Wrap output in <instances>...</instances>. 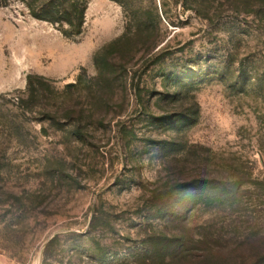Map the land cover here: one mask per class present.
Returning a JSON list of instances; mask_svg holds the SVG:
<instances>
[{"label": "rangeland", "instance_id": "374dc122", "mask_svg": "<svg viewBox=\"0 0 264 264\" xmlns=\"http://www.w3.org/2000/svg\"><path fill=\"white\" fill-rule=\"evenodd\" d=\"M87 1L69 39L0 0V264H236L264 239V0Z\"/></svg>", "mask_w": 264, "mask_h": 264}, {"label": "trees", "instance_id": "16d2710c", "mask_svg": "<svg viewBox=\"0 0 264 264\" xmlns=\"http://www.w3.org/2000/svg\"><path fill=\"white\" fill-rule=\"evenodd\" d=\"M29 9L31 16L39 21L48 22L60 27L62 34L74 39L82 35L86 22V11L88 6L87 0H19ZM99 63V60L96 59ZM81 81V77H79ZM49 80L44 77L30 76L28 79V89L26 94L31 98H37L41 92L35 86L39 83L41 86L48 85ZM75 86L68 87L74 89ZM42 90V89H41ZM234 189H231V192ZM256 245L247 254L235 256L236 264H264V239L257 240ZM177 257V256H174ZM174 257L172 259L174 260ZM217 263L230 264L231 260H224L217 257Z\"/></svg>", "mask_w": 264, "mask_h": 264}]
</instances>
